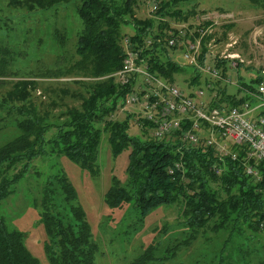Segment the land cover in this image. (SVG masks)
I'll return each instance as SVG.
<instances>
[{
	"label": "trees",
	"instance_id": "1",
	"mask_svg": "<svg viewBox=\"0 0 264 264\" xmlns=\"http://www.w3.org/2000/svg\"><path fill=\"white\" fill-rule=\"evenodd\" d=\"M64 1L22 0L21 4L28 10L47 9ZM137 1L81 0L76 8L82 27L75 40L76 60L72 68L84 77L96 80L87 84L75 82L85 84L86 95L80 96L78 108L65 109L63 121L51 123L46 113L40 115L30 106L26 85L30 87L32 82H19L2 96L0 110L15 111L20 118L13 121L16 132L0 145V204L11 193L12 187L23 178L29 163L46 152H54L66 158L89 175L96 174L100 135L95 125L101 124L102 130L107 133L111 157L115 158L122 151H128L124 169L125 184L121 185L112 176L103 194V203L109 210L126 204L135 211L138 221H142L154 208L181 203L184 226L190 231L187 240L194 239V234L206 229L213 233L226 232L228 238L234 228L239 229L240 224L257 231L259 225L264 227V166L257 165L260 174L258 181H252L246 176L243 170L244 148L231 146L230 150L236 154L235 159H219L210 147L183 146L175 134L169 139L155 140L149 132L151 125L145 121L139 123L146 137L139 139L128 135L130 114H126L121 121L107 119L117 109L123 112L128 110H122L123 101L132 87L130 84L120 86L108 77L122 63L120 41L125 36L120 33L122 26H130L132 32L129 36L134 48L142 45L147 37L154 40L150 47L140 52L150 74L174 84L175 75L182 71V66L167 56L170 51L166 47V40L169 33L175 30L169 27L165 29L166 25L161 19L156 22L150 18L135 19L132 12ZM151 1L157 4L154 15L163 18L178 16L173 8L190 0ZM248 1L253 5H264V0ZM155 39H159V43ZM200 52L199 62L206 53L203 39ZM0 58L2 70L10 61L11 52L0 48ZM227 62L226 59L215 60L214 65L219 68L220 77L229 67ZM187 67L194 74L189 84L197 85L198 70L192 66ZM260 81L257 69L254 78L240 82L237 93H241V96L226 95L223 89H219L217 96L209 98L208 107L220 109L221 106L238 107L245 102L254 104L255 85ZM25 103L29 106L26 107ZM259 114L264 116V108L259 110ZM52 127L55 133L45 139V133ZM247 162L253 164L251 160ZM176 163L180 165L178 169L174 168ZM17 166L19 168L15 170ZM170 168L172 171L168 173ZM11 170L12 173L8 174ZM39 196L38 216L45 236L43 253L48 264H93L96 246L84 212L77 203L76 192L65 174L60 172L47 178ZM61 201L63 205H60ZM181 243L172 248H164L161 256H156V246L149 245L128 264H160L172 257L176 251L174 249L179 248ZM223 247L216 257V264H232L229 259L233 264L250 263L248 254L238 251L235 255L239 253V258H232L229 254L223 256ZM0 264H39L24 246L23 234L8 227L1 216ZM256 264H264V258Z\"/></svg>",
	"mask_w": 264,
	"mask_h": 264
},
{
	"label": "rangeland",
	"instance_id": "2",
	"mask_svg": "<svg viewBox=\"0 0 264 264\" xmlns=\"http://www.w3.org/2000/svg\"><path fill=\"white\" fill-rule=\"evenodd\" d=\"M21 1L0 0V48L11 52L8 65L0 70V100L15 84L32 82L30 87L26 85L30 106L40 115L46 113L49 122L60 123L65 109L78 108L80 96L86 95L85 84L75 82L87 84L96 80L84 77L72 68L76 60L75 40L82 27L76 14L81 0H65L47 9L31 10L26 9ZM156 9L157 4L153 1L138 0L132 15L140 20L150 18L156 22L161 19L165 29L186 27L184 32L187 35L204 32L202 39L207 55L214 59L229 55L232 58L226 59L227 63L230 66L235 63L236 67L226 68L222 80L207 79L199 73V83L190 85L189 80L194 74L185 65L181 52L170 51L167 56L182 66V71L175 75V86L183 92L201 90L205 101L216 95L219 89H223L226 95L241 96L237 93L240 82L254 78L257 69L264 64V5H253L248 0H190L173 8L178 16L163 18L154 15ZM131 32L129 25L120 29L124 35ZM204 82L210 90L205 88ZM28 103H25L26 107ZM132 111L117 109L107 119L121 121L130 114L127 133L142 139L146 133ZM17 118L20 117L15 111L0 110V145L16 132L13 121ZM95 128L99 129L100 135L96 174L89 175L66 158L46 152L29 163L23 178L0 204V216L8 227L23 234L24 246L39 264H48L43 253L45 236L38 216L39 193L46 179L60 172L75 190L77 203L88 223L96 246L93 264H128L149 245L156 246L155 254L161 256L164 248H172L180 242L179 248L174 249L175 254L160 264H216L223 246V256L229 254L232 258H239L236 251L248 254L249 264H256L264 258V227L261 225L257 231H252L240 224L228 238L226 232L213 233L206 229L194 234V239L187 240L190 231L184 226L181 203L154 208L142 221H138L135 211L126 204L109 210L103 203V194L112 176L121 185L125 184L128 151L112 158L107 133L101 124H96ZM54 133L55 129L50 128L45 139ZM11 173L12 170L8 172ZM211 187L215 188V185L211 184ZM60 205H63L62 201ZM185 240L188 242L184 243Z\"/></svg>",
	"mask_w": 264,
	"mask_h": 264
},
{
	"label": "built area",
	"instance_id": "3",
	"mask_svg": "<svg viewBox=\"0 0 264 264\" xmlns=\"http://www.w3.org/2000/svg\"><path fill=\"white\" fill-rule=\"evenodd\" d=\"M184 28L186 27L180 26L169 33L166 40L168 50L181 52L185 65L194 67L199 73L207 76V79L222 80L219 68L214 65L216 59L205 53L199 62L204 32H198L196 36L192 33L187 35ZM155 40L159 43V39ZM153 41L151 37H147L137 48L133 47L129 35L123 36L120 41L122 63L120 68L108 77L120 86H132L124 97L122 110L128 109L130 112L132 109L139 121L149 123L150 135L158 141L174 137L175 134L183 146L210 147L219 159H235L236 154L230 150L231 146L244 148V173L250 179L258 181L260 174L257 165L264 166V116L259 114V110L264 108V64L258 68L261 81L255 85L253 97L256 103L245 102L232 108H209L201 90L183 92L174 84L148 72L146 60L140 56V52L143 48L150 47ZM229 58L232 57H217ZM238 62L242 63L241 60ZM228 68H236L235 63ZM206 87L210 88L209 85ZM248 160L253 164H249ZM179 167V164H174V168ZM171 171L170 168L167 172Z\"/></svg>",
	"mask_w": 264,
	"mask_h": 264
}]
</instances>
